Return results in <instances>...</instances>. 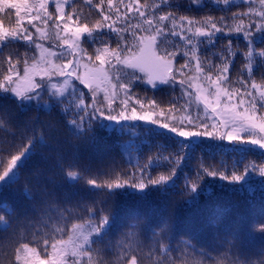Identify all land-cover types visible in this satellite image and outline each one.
Instances as JSON below:
<instances>
[{
  "label": "trees",
  "instance_id": "1",
  "mask_svg": "<svg viewBox=\"0 0 264 264\" xmlns=\"http://www.w3.org/2000/svg\"><path fill=\"white\" fill-rule=\"evenodd\" d=\"M23 2L0 0V31L17 27L12 8L19 15V5ZM59 2L64 6L65 15H71L77 24L88 23L91 28L97 22L105 23L104 28L81 37L80 47L85 51L80 54L83 57L80 62L88 63L89 56L94 61L95 50L102 47L119 51L126 43L133 45L141 35H156L160 54L174 53L168 58L172 60L176 79L156 82L155 87L145 78H133L132 74L143 76L138 69L117 64L115 60L105 64L107 79L93 84L98 101H104L107 89L110 96L116 93V103L128 98L129 108L135 106L137 111H141L137 99L144 102L143 110L147 111L151 110L148 101L154 99L158 104L156 112L164 109L176 118L177 124L184 117H198L211 124L215 118L210 112L205 114L195 90L179 83L198 75L195 72L198 62L204 69L198 82L205 87L204 77L210 70L212 79L227 77L223 87L229 90L244 91L241 81L246 83L248 91H252L253 81L264 83V57L254 56L249 63L244 55L248 43L256 48L264 46V31L254 29L252 40L248 41L243 32L234 30L239 14L247 12L249 5L257 14L264 11L259 0H228V3L224 0H113L112 9L108 8L107 0ZM29 3L38 4V0H29ZM56 3L57 0H48L47 4L53 17L57 15ZM129 4L139 11L134 7L132 12H127ZM105 16L110 17L106 22ZM160 16L169 18L160 21ZM256 19L258 16H253V22ZM248 22L245 17L244 23ZM34 23L44 28L50 38L37 33L25 18L23 27L33 35L34 42L16 40L6 46L0 44V81L9 74V58L15 65L12 74H21L25 62L36 61L39 52L36 44L57 52L54 64L68 60L75 63L79 58L66 45L60 46L54 19L48 25ZM211 23L224 31L216 32L211 38L196 33L197 28L211 30ZM156 29H160L158 35ZM229 41L231 48H228ZM225 64L228 65L226 73L221 72ZM58 77L54 75L51 79ZM70 77L63 103L61 97L53 95L58 90L51 83L40 92L39 99L15 97L0 89V158L4 163L10 154H18L27 146L28 138L33 136L28 125L43 121L42 125L35 126V135H42V142L39 137L35 138L14 169L0 181V216L4 217L0 220V264H39V259L46 256V240L49 241L47 252L51 253L52 239L67 240L66 233L71 231L72 224H84L88 220L99 223L104 216L109 220L100 233L91 237L90 247L98 249L93 251L96 264H127L131 255L137 256L139 264H233L237 260L258 264L264 253V175L260 173L264 167V149L250 142L220 138L222 128L217 130L216 137L182 138L158 128L159 124L153 122L110 120L107 112L105 116H91L90 121L85 116L80 130L86 134L80 137L71 121L79 123L80 115L84 114L79 113L74 101L84 93L91 111V92L74 76ZM117 82L129 84L127 97L123 90L112 88ZM185 89L192 95H185ZM255 95L259 102V93ZM104 104L106 107V101ZM161 123L172 126L167 120ZM251 165L256 168L252 169ZM245 166H249L247 173ZM203 168L216 171L217 175L206 174ZM141 169H146L143 175ZM173 170L174 175L166 182L150 184L144 189L130 185L140 179L147 183L149 178L171 175ZM2 171L3 164H0ZM18 171L20 174L13 178ZM70 172L77 173V178H70ZM198 172L202 179L197 176ZM220 172L243 176L240 180L226 179ZM89 179H96L98 184L128 180L129 185L107 189L89 185L86 182ZM192 181L199 184L189 192L185 186ZM89 210L96 211L97 215L90 216ZM217 217L220 222L214 225L212 221ZM165 223L170 226L169 234L160 231ZM24 244L36 249V254L24 249Z\"/></svg>",
  "mask_w": 264,
  "mask_h": 264
},
{
  "label": "snow or ice",
  "instance_id": "2",
  "mask_svg": "<svg viewBox=\"0 0 264 264\" xmlns=\"http://www.w3.org/2000/svg\"><path fill=\"white\" fill-rule=\"evenodd\" d=\"M225 3H228V0H224ZM261 5H264V0H259ZM48 0H38V4H31L29 0H24L23 3L19 5L21 11L19 15H16L17 27L10 30L3 29L0 31V44L7 45L12 41L21 40V41H33V35L28 31L27 28L23 27V22L27 18L28 25L35 27L36 32L40 33L41 36L45 38H50L45 32L44 28L36 27L35 21H40L44 25H48L50 20H55L56 36L59 37L62 45H67L79 58L75 61L68 60L66 63L57 65L52 63L51 60L44 59V52H48V49H44L41 53V61L46 65L44 67H37L36 62H33V66L29 68L27 62H25V67L23 70V76L19 72L13 73L15 65L12 64L11 58H9V74L3 77V80L0 81V89L8 93H14L16 96H19L24 99H32L34 96L39 99L40 92L45 91L47 85L51 83V78L54 75L61 77L74 76L80 84L85 85L88 90L91 92V111H88V105L85 103L84 93H80L76 96L74 101L75 107L79 109L80 115L79 123L75 120L71 121L73 125L77 128V134L80 137L85 136V132L81 131L80 128L85 121V116L88 121L91 116L99 114L105 116L107 112V118L110 120H141L149 121L161 125L164 128H169L173 132L177 133L180 137H192V136H209L216 137L218 135L217 130L219 131V137L227 139L228 141H239V142H250L253 144L260 145L264 147V83L257 84L253 81L250 85L252 91H248V87L244 81H241V87L244 88V91H240L238 88H233L229 90L227 87H223V84L227 81L225 76H217L216 79H212L211 70L209 74L204 77L207 81V87L203 83L198 82L201 77L199 74L204 72V69L201 67L199 62L196 65L195 72L197 76L190 77L187 81L180 80L181 85L187 84L188 89H194L196 99L203 104L205 114L211 113L215 118L212 120V123L209 124L204 119H199L198 117H184L181 119L179 124L176 123V118L170 116L165 112L164 109H161L159 113L156 112L158 107L156 100H149L148 105L151 108L150 111L143 110L144 102L137 99L136 103L140 105L141 111H137L135 106L129 108V99L125 98L116 103V93L113 92L110 96L108 90L105 89L104 101H98L97 99V89L93 87V81L103 82L107 79V75L104 71L105 64H111L112 60H115L117 64H126L131 68L138 69L140 73L143 74L142 77H137L134 74L133 78H147V83L156 86V81L159 80L161 83H167L169 80H175V74L173 72L172 60L169 59V56L174 55V53H166L164 55L160 54L158 50V45L156 44V35L150 36H137L136 43L133 45L125 44L122 49L117 51V49L108 50L107 47H102L95 50L94 61L93 57H88V63H84L82 67L86 70L84 75H81L76 69L81 67L80 60L83 57L80 55L85 51V49L80 47L81 37L87 33L91 35L96 29H102L105 27L104 22H97L91 28L88 23L77 24L76 21L72 20L71 15H65L64 6L62 3L57 0L56 3V13L57 15L53 17L51 13L48 12ZM107 5L109 9L113 8V0H107ZM136 7L133 4L126 5L127 12H132L133 8ZM136 10L139 11V8L136 7ZM117 9V13H118ZM43 14V15H42ZM140 15L143 16L144 13L140 12ZM234 16L236 14H233ZM253 16H258L253 22ZM248 18V23H244V18ZM169 17L160 16L159 20L164 21ZM110 19L109 16L104 17L106 22ZM183 19V18H182ZM211 19V18H209ZM148 25L151 27L152 21H147ZM192 21H189L191 24ZM75 24V27L72 25ZM111 27V25H109ZM264 31V11L260 13H255L251 5H249V10L239 14V23L234 29L236 32H243L244 37L251 41L253 37V30ZM196 33L201 36H207L209 38L213 37L216 32L224 31L223 28H217L216 23H211V30H202L197 28ZM229 31H232L229 28ZM160 29H156L157 35L159 34ZM61 33L63 35H61ZM37 48H43V45L36 44ZM119 48V44L117 45ZM228 48H231V41H229ZM79 50V51H77ZM55 55V53H51ZM245 58L252 62L253 57H264V46L259 48L253 47L251 43H248V51L244 53ZM98 62V66L90 68L89 65ZM264 62V60H262ZM186 66V65H185ZM221 72H228V65H224L221 68ZM40 77V80H36V77ZM48 78L45 80V78ZM69 83L67 79L64 80V85L66 86ZM24 85L23 87L21 85ZM55 88V85H52ZM113 89H121L125 92L127 97L129 84L119 83L112 85ZM259 93V102L256 98V93ZM57 95V93H53ZM61 100L63 103V94L60 93ZM185 95H192L187 89H185ZM106 101V107L104 102ZM100 104L98 107L97 104ZM120 108L117 111V108ZM175 105H173V109ZM116 114L113 115L112 113ZM78 113V114H79ZM11 118L9 119L10 122ZM161 120L170 121L169 123H161ZM199 122H196V121ZM185 121H187L185 123ZM37 124H43V121L37 123L33 121L28 127L33 131V136L28 138V144L23 150L19 151L18 154H10V159L4 163L3 159L0 158V164H3V171L0 173V181H3L5 177L14 169L17 165L18 160L23 156L24 152L32 145L35 138L39 137L40 142L43 140V136L35 135V126ZM87 129V128H84ZM212 129V130H210ZM248 133V135H244ZM258 137V138H257ZM179 161H177L178 163ZM252 169L256 168V165L250 166ZM146 169H141V174L143 175ZM202 171L206 174L217 175L216 171H209L207 168H203ZM249 171V166H245L244 172ZM175 173L173 170L171 175H160L158 178H149L147 183L143 179H140L134 184H130L137 189H144L147 185L150 184H160L169 180ZM260 173L264 175V167L260 168ZM20 172H16L15 178ZM219 175L226 179L240 180L243 174H237L233 172L231 174H226L220 172ZM70 178H77V173L70 172L68 173ZM197 176L200 177L199 172ZM89 185L96 187H102L107 189L120 188L125 185H129V181L125 180L121 182L119 179L114 181H105L103 184H98L96 179H89L86 181ZM199 183L192 181L186 184L187 191H194ZM187 194V193H186ZM90 216H96L97 212L94 210H89ZM4 217L0 216V220H3ZM109 218L107 216L101 217L99 223H96L92 220L85 221L84 224H72L71 231L67 232L68 239H52L51 242V253L47 252V246L49 241H45V252L46 256L44 259H39V264H96L95 258L93 256V251H98V249H92L90 246L93 243L91 239L93 234L100 233L102 226L107 223ZM220 218L217 217L216 220H213L214 225H218ZM85 225L87 227H85ZM139 226V225H136ZM264 230V229H262ZM161 233L169 234L170 226L165 223L161 228ZM88 246V247H86ZM24 249L32 254H36V249H29L27 244L23 245ZM17 259H21L17 255ZM127 264H139L137 256L131 255L130 258H127ZM233 264H257L255 261L247 260L245 262H240L239 260L234 261ZM258 264H264V253L261 254V259Z\"/></svg>",
  "mask_w": 264,
  "mask_h": 264
},
{
  "label": "rangeland",
  "instance_id": "3",
  "mask_svg": "<svg viewBox=\"0 0 264 264\" xmlns=\"http://www.w3.org/2000/svg\"><path fill=\"white\" fill-rule=\"evenodd\" d=\"M59 44H60V46L62 45V43H61V41H59ZM42 45V44H41ZM43 46H45V45H43ZM59 46V47H60ZM67 46V45H66ZM46 47V46H45ZM68 47V46H67ZM62 48V47H61ZM44 49H46V48H37V50L39 51L38 52V54H37V60L35 61L36 62V66L37 67H44V66H46L44 63H43V61H41V59H40V57H41V53L43 52V50ZM48 49H51V48H48ZM60 51L59 52H63V49H59ZM55 52V55L57 54V52L56 51H54L53 49H51V50H49L48 52H44V59L45 60H51L52 61V63H54L53 62V59H52V57H54L53 55H51V53H54ZM39 62V63H38ZM84 61H82V62H80V64H81V67H80V71H79V73L81 74V75H84L85 74V72H86V70L82 67V65L84 64L83 63ZM58 65V64H57ZM126 65V64H125ZM27 66L29 67V68H31L32 66H33V63L31 64V62L30 63H28L27 64ZM98 65H94V66H92V65H89V67L90 68H94V67H97ZM126 66H128V65H126ZM21 76H23V71L21 72V74H20ZM71 77L69 76V77H61V76H59L58 77V79H51V84L52 85H55L56 87H55V89H57L58 91H55L56 93H57V97H61V95H60V93L62 92V94L63 95H65L66 94V92H67V87L70 85V79ZM65 79H67L68 81H69V83L65 86L64 85V80ZM145 80H146V82H147V78H145ZM99 81H93V84H95V83H98ZM156 82H159V80H157ZM22 87L24 86L23 84L21 85ZM158 127L159 128H164V127H162L161 125H158ZM164 129H166V130H169V131H171V132H173L171 129H169V128H164ZM173 133H175V132H173ZM248 134V133H247ZM193 138L194 137H196V136H192ZM186 138H188V137H186ZM258 138V137H257ZM254 146L255 147H258V148H261V149H264V147H261L260 145H257V144H254Z\"/></svg>",
  "mask_w": 264,
  "mask_h": 264
}]
</instances>
